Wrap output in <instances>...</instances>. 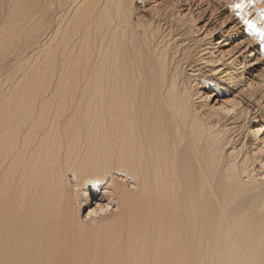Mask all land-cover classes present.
<instances>
[{"label":"bare ground","instance_id":"1","mask_svg":"<svg viewBox=\"0 0 264 264\" xmlns=\"http://www.w3.org/2000/svg\"><path fill=\"white\" fill-rule=\"evenodd\" d=\"M262 13L0 0V264H264Z\"/></svg>","mask_w":264,"mask_h":264},{"label":"rangeland","instance_id":"2","mask_svg":"<svg viewBox=\"0 0 264 264\" xmlns=\"http://www.w3.org/2000/svg\"><path fill=\"white\" fill-rule=\"evenodd\" d=\"M206 18H207V20H206ZM206 18L200 20L201 22L204 21L205 23H201L200 21H199L198 23L196 22V25L199 24L198 27H202V29L200 28V29H201V30H200L201 32H204L205 29H206V27L209 25V23H212V19H211V18H210V19H209V17H206ZM200 23H201V24H200ZM204 24H207V26H206V25H205L206 27L203 26ZM203 27H205V29H204ZM216 27H217V28H216V32H215L214 35H213V36H214V37H213L214 40H215V38L218 39V37H221V36H222V33H224L223 30L225 29V28H224L225 25H224V27H223V24H222V26L219 25V27H218V26H216ZM222 27H223V28H222ZM221 28H222V30H221ZM219 30L221 31L220 33H219ZM217 33H218L219 35H218ZM211 40H213V39H211ZM246 43H247V42H244L243 44H246ZM242 48H243V46H242ZM242 48L239 49V50H242ZM251 48H252L253 51H257V50L259 49V45H252ZM239 50H235V52H238ZM235 52H234V54H235ZM254 54H255V53H254ZM251 63H252V62H251ZM259 66H260V64L258 65V67H259ZM258 67H257V68H258ZM257 68H255V69H257ZM222 96H223V95H222Z\"/></svg>","mask_w":264,"mask_h":264},{"label":"snow or ice","instance_id":"3","mask_svg":"<svg viewBox=\"0 0 264 264\" xmlns=\"http://www.w3.org/2000/svg\"><path fill=\"white\" fill-rule=\"evenodd\" d=\"M236 7H237V8H240V5H239V4H237V5H236ZM262 15H264V13H262Z\"/></svg>","mask_w":264,"mask_h":264}]
</instances>
